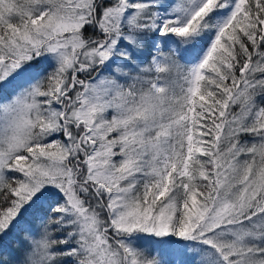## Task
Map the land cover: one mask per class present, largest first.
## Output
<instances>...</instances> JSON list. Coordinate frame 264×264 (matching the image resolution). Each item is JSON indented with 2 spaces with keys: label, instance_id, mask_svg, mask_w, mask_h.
<instances>
[{
  "label": "snow or ice",
  "instance_id": "1",
  "mask_svg": "<svg viewBox=\"0 0 264 264\" xmlns=\"http://www.w3.org/2000/svg\"><path fill=\"white\" fill-rule=\"evenodd\" d=\"M193 2L0 0V264H264V0Z\"/></svg>",
  "mask_w": 264,
  "mask_h": 264
},
{
  "label": "rangeland",
  "instance_id": "2",
  "mask_svg": "<svg viewBox=\"0 0 264 264\" xmlns=\"http://www.w3.org/2000/svg\"><path fill=\"white\" fill-rule=\"evenodd\" d=\"M168 7L162 11V14L166 17H181L186 18L190 12L194 9L195 3L193 0H166ZM195 2H198V0H195ZM223 10V9H222ZM153 35L158 36V32L154 33ZM198 61V58L196 59H187L184 61H180V63L183 64V66H187L190 64H194ZM49 63V66L52 67L55 65V61H47ZM190 62V64H189ZM47 63V64H48ZM41 72L47 71L45 69L40 70ZM177 86H181L180 83L177 82ZM7 93H9L10 89H5ZM7 93H3L5 98L7 97ZM250 137V136H249ZM252 139V137H250ZM147 234L145 233H137L135 234V239L132 240V243L138 247V248H160L161 245L157 243V240L148 239L146 238Z\"/></svg>",
  "mask_w": 264,
  "mask_h": 264
},
{
  "label": "trees",
  "instance_id": "3",
  "mask_svg": "<svg viewBox=\"0 0 264 264\" xmlns=\"http://www.w3.org/2000/svg\"><path fill=\"white\" fill-rule=\"evenodd\" d=\"M219 11L222 13V15L214 18V22L217 23V24L222 22L227 17V15L229 14V13H224L222 9H220ZM93 34H94V30H92V29H89L86 32V35H93ZM213 38H214V36H213ZM208 43L210 44V41ZM192 58L193 59H195V58L199 59V57H192ZM192 58H190V59H192ZM47 63L48 62H41V64L39 65L40 70H42V69L49 70L50 66H49V63L48 64ZM189 64H190V62H189ZM190 65H187V66H190ZM187 66H185V67H187ZM178 83H179V81H178ZM176 91L177 92L180 91V86H177ZM3 93H7V91H5V89H4L2 92H0V95L3 94ZM256 100L259 103H264V94L258 95L256 97ZM244 139L247 140L248 142H251V140H252L249 136L245 137ZM157 239H160V238H157ZM3 243L5 244V246L7 248L11 249L13 251V253L15 252L17 245H16V242L14 240H12L11 237H4L3 238ZM68 260H69V264H71V258H68Z\"/></svg>",
  "mask_w": 264,
  "mask_h": 264
}]
</instances>
